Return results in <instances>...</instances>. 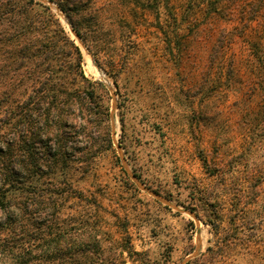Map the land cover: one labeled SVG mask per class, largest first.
Instances as JSON below:
<instances>
[{"label": "rangeland", "instance_id": "1", "mask_svg": "<svg viewBox=\"0 0 264 264\" xmlns=\"http://www.w3.org/2000/svg\"><path fill=\"white\" fill-rule=\"evenodd\" d=\"M40 1L80 47L94 90L88 111H73L57 168L58 183L67 176L82 193L65 205L66 228L96 237L103 264H264V137L251 125L261 94L242 39L224 52L227 66L211 68L224 21L192 29L176 16L180 0H92L89 51L56 4ZM67 83L81 88L73 75Z\"/></svg>", "mask_w": 264, "mask_h": 264}, {"label": "trees", "instance_id": "2", "mask_svg": "<svg viewBox=\"0 0 264 264\" xmlns=\"http://www.w3.org/2000/svg\"><path fill=\"white\" fill-rule=\"evenodd\" d=\"M50 1L91 51L98 25L88 14L92 0ZM156 1L170 7L179 0ZM180 1L176 16L194 26L190 28L198 30L210 20L226 24L219 25L209 56L211 68L227 66L224 52L237 38L247 45L254 64L251 82L261 94L251 125L256 122L264 137V0ZM82 61L80 47L50 6L40 0H0V264H103L95 258L102 249L100 241L62 223L71 194L82 193L67 176L63 186L57 181L59 160L67 159V140L76 128L73 111H88L87 101L94 95ZM70 75L82 90L69 88ZM91 122L84 118L83 134ZM89 148L88 142L81 152ZM211 205L221 219L222 210Z\"/></svg>", "mask_w": 264, "mask_h": 264}, {"label": "water", "instance_id": "3", "mask_svg": "<svg viewBox=\"0 0 264 264\" xmlns=\"http://www.w3.org/2000/svg\"><path fill=\"white\" fill-rule=\"evenodd\" d=\"M73 33H74V32H73ZM74 35H75L76 38L80 41L79 37H78L75 33H74ZM130 176H131L132 179L135 180V176H134V175H130ZM135 182H136V184L139 186V188H140L142 191H144V192L150 194L151 196H153V197H155V198H157V199H159V200H164V199H163L161 196H159L156 192L150 190L149 188L145 187L143 184L137 182V180H135Z\"/></svg>", "mask_w": 264, "mask_h": 264}]
</instances>
